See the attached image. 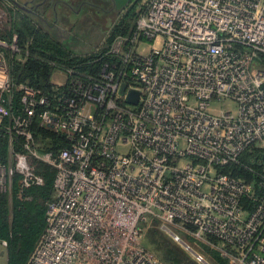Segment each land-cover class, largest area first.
Returning a JSON list of instances; mask_svg holds the SVG:
<instances>
[{
    "label": "built area",
    "instance_id": "built-area-1",
    "mask_svg": "<svg viewBox=\"0 0 264 264\" xmlns=\"http://www.w3.org/2000/svg\"><path fill=\"white\" fill-rule=\"evenodd\" d=\"M135 14L131 36L105 46L109 30L92 51L94 75L62 72L52 100L11 82L7 53L21 51L17 34L4 38L11 17L0 4V194L14 175L21 190L42 185L34 161L54 170L27 264H163L143 245L149 221L186 249L173 229L213 241L228 264H264V156L247 168L253 183L223 172L264 148V0H138ZM36 120L69 146L42 150Z\"/></svg>",
    "mask_w": 264,
    "mask_h": 264
},
{
    "label": "trees",
    "instance_id": "trees-1",
    "mask_svg": "<svg viewBox=\"0 0 264 264\" xmlns=\"http://www.w3.org/2000/svg\"><path fill=\"white\" fill-rule=\"evenodd\" d=\"M137 2L138 0H131L119 20L111 26L105 46L110 45L116 36L132 35L135 28ZM12 33L17 34L18 46L21 51L20 55L15 56L7 53L10 79L16 86L26 85L40 90L43 95L55 100V91L63 90L52 82L56 71L64 72L68 69H75L79 75L93 76L98 70V65L91 63L97 58L95 54H87L84 57L76 56L49 36L44 35L41 29L28 24L23 19L12 17L10 30L5 32L4 38L8 41ZM110 61V58L103 60L105 63ZM256 64L264 72V55L257 56ZM18 98L19 96L16 95L15 109H19ZM30 131L35 141L41 145L45 152L57 155L60 150L69 146L64 134L54 133L40 127L37 120L32 124ZM21 145L20 139H14L12 147L16 152L21 151ZM8 146L7 139L0 137V165H7ZM263 156L264 148L254 146L242 154L239 164L229 165L223 172L236 179L253 183L254 175L247 168L253 167L255 170H260L252 163L257 161V158L261 160ZM33 163L36 174L42 178V185L21 190L17 186L18 176L14 175L11 193L0 194V244L5 249L6 264H27L45 229L47 207L55 199L54 170L45 164L35 161ZM148 226L149 224L142 226L146 229L143 245L163 264H196L179 250L180 254L176 252L178 255L176 256L168 251L153 249L146 245ZM187 237L189 242L199 248L213 264H228V261L214 246L213 241L206 244Z\"/></svg>",
    "mask_w": 264,
    "mask_h": 264
},
{
    "label": "crops",
    "instance_id": "crops-1",
    "mask_svg": "<svg viewBox=\"0 0 264 264\" xmlns=\"http://www.w3.org/2000/svg\"><path fill=\"white\" fill-rule=\"evenodd\" d=\"M96 0H14L15 15L43 31L76 56L84 57L102 43L113 25L101 17ZM66 81V78L62 83Z\"/></svg>",
    "mask_w": 264,
    "mask_h": 264
},
{
    "label": "rangeland",
    "instance_id": "rangeland-1",
    "mask_svg": "<svg viewBox=\"0 0 264 264\" xmlns=\"http://www.w3.org/2000/svg\"><path fill=\"white\" fill-rule=\"evenodd\" d=\"M11 1L12 0H3V1H0V4L2 5V8L4 9V11L8 13V15L14 16L15 15L14 13L16 12H15V7L14 5H12ZM65 78L66 77L62 72L56 71L52 77V82L54 84H61ZM212 109H214L217 112L222 110V108L219 105L212 106ZM260 162H261L260 159L257 158V161H254V163L252 164L253 166L257 167V164H259ZM148 224L149 226H148V231L146 235V245L151 246L153 249L155 248V249H161L164 251H168L171 254H175L176 256H178L177 253L180 254L179 251L183 252L188 258H190V260H192L196 264H202L200 261L196 260V258L192 255V253L195 252L196 254L200 255L208 264H213L209 260V258L199 248H197L195 245L189 242L187 235L179 232L178 230H175V229L172 230V232L182 242H184V244L188 246L190 249H186L185 247L175 242L174 239L170 237L168 233L160 229V224L158 222L149 221ZM0 264H6L5 249L3 245L1 244H0Z\"/></svg>",
    "mask_w": 264,
    "mask_h": 264
},
{
    "label": "flooded vegetation",
    "instance_id": "flooded-vegetation-1",
    "mask_svg": "<svg viewBox=\"0 0 264 264\" xmlns=\"http://www.w3.org/2000/svg\"><path fill=\"white\" fill-rule=\"evenodd\" d=\"M130 2L131 0H128V2H125L123 4L116 3V5H114L111 0H96V3L93 6L99 10L96 12V15L98 17H101V12L106 13V16H104V18H106V21L115 24L119 20L125 8L128 7Z\"/></svg>",
    "mask_w": 264,
    "mask_h": 264
},
{
    "label": "water",
    "instance_id": "water-1",
    "mask_svg": "<svg viewBox=\"0 0 264 264\" xmlns=\"http://www.w3.org/2000/svg\"><path fill=\"white\" fill-rule=\"evenodd\" d=\"M111 1H112V3H113L114 5H116V3L119 4V3H125V2H128V0H111ZM123 92H124V88L122 87L121 90H120V94H123ZM137 97H138V94L132 92L131 95L128 97L127 101H128L129 103L135 105L136 102H137Z\"/></svg>",
    "mask_w": 264,
    "mask_h": 264
}]
</instances>
